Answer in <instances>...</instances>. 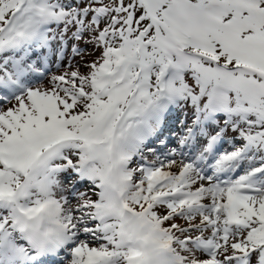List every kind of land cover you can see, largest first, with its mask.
Masks as SVG:
<instances>
[{"label":"snow or ice","instance_id":"6c2138e0","mask_svg":"<svg viewBox=\"0 0 264 264\" xmlns=\"http://www.w3.org/2000/svg\"><path fill=\"white\" fill-rule=\"evenodd\" d=\"M0 264H264V0H0Z\"/></svg>","mask_w":264,"mask_h":264}]
</instances>
